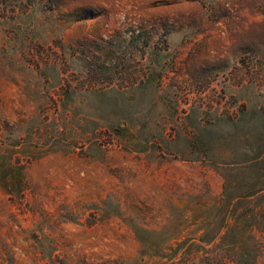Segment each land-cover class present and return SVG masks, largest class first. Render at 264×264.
I'll list each match as a JSON object with an SVG mask.
<instances>
[{
	"label": "rangeland",
	"instance_id": "1",
	"mask_svg": "<svg viewBox=\"0 0 264 264\" xmlns=\"http://www.w3.org/2000/svg\"><path fill=\"white\" fill-rule=\"evenodd\" d=\"M0 264H264V0H0Z\"/></svg>",
	"mask_w": 264,
	"mask_h": 264
}]
</instances>
